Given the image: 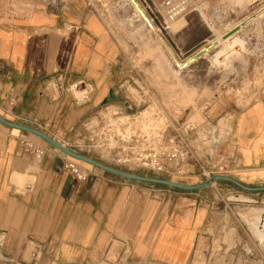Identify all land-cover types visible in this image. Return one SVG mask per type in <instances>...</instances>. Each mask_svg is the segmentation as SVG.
Masks as SVG:
<instances>
[{"label": "crops", "instance_id": "1", "mask_svg": "<svg viewBox=\"0 0 264 264\" xmlns=\"http://www.w3.org/2000/svg\"><path fill=\"white\" fill-rule=\"evenodd\" d=\"M8 1L0 0V115L73 148L71 135L84 129L90 109L66 125L63 89L53 98L43 85L54 79L100 88L116 76L101 22L81 0H18L31 6L23 14L5 11ZM71 87L77 101L87 97L89 87ZM231 127L227 155L238 166L237 180L264 185V93L240 109ZM29 134L0 123V264L24 262L27 247L45 264H101L108 254L115 264H183L192 257L202 218L195 199L169 207L144 183L100 169L77 182L53 146L37 139L47 151L40 158L28 153L22 139ZM241 192L264 209V191Z\"/></svg>", "mask_w": 264, "mask_h": 264}, {"label": "rangeland", "instance_id": "2", "mask_svg": "<svg viewBox=\"0 0 264 264\" xmlns=\"http://www.w3.org/2000/svg\"><path fill=\"white\" fill-rule=\"evenodd\" d=\"M81 1L88 14L101 22L103 35L107 37L105 50L112 49L116 59L112 68L116 76L102 83L100 88L84 81L63 84L54 79L43 85V90L53 98L59 95L58 86L63 89L62 97L67 98L64 105L68 103L69 106L64 108L65 116L70 118L66 125L84 109H90L84 129L71 135V142L75 145L71 149L78 152L82 149L120 169L156 175L146 168L117 164L109 153L89 140L87 130L97 127L103 120H109L119 124L120 128L126 127L127 133L153 135L164 129L169 133L182 122H193L199 133L209 130L207 138L216 141L212 143V158L201 157L205 170H216L223 164L228 171L226 174L237 179L238 166L227 155V152H232V147L228 145L231 122L241 108L264 93V0H210L199 7L200 11L197 8L187 13L179 17L175 25L170 28L168 25L166 31L158 32L177 59L184 61L216 37L237 27V41L227 42L233 43L232 49L237 42L243 43L242 52L235 53L241 59L225 71H218L209 65L205 54L178 70L154 32L139 14V17L136 16L130 1ZM5 4L9 6L5 11L14 14H23L31 7L23 6L18 0ZM220 50L225 53L222 48ZM73 84L89 87L85 99H75L71 90ZM109 88L119 92L126 103L119 99L105 104L99 102L102 94L108 95ZM70 106L76 108L71 109ZM80 122L72 125L76 127ZM29 137L33 141L39 139L32 134ZM186 164L189 167L193 165L192 172L165 178L191 184L211 176L200 175L192 162ZM83 166L99 171L87 164ZM144 184L150 188L152 197L163 200L169 207L179 208L195 199L197 208H202L195 250L183 264H264V236H256L251 225L255 212L263 215L260 221L264 222V209L254 202L243 201L240 189L222 181L191 191ZM29 249L27 247L23 256L26 264H34V261L37 264L46 263L40 253L33 260ZM106 258L101 264H115L109 261L113 259L111 254ZM48 264H54V260Z\"/></svg>", "mask_w": 264, "mask_h": 264}, {"label": "built area", "instance_id": "3", "mask_svg": "<svg viewBox=\"0 0 264 264\" xmlns=\"http://www.w3.org/2000/svg\"><path fill=\"white\" fill-rule=\"evenodd\" d=\"M136 1L139 2L147 15L148 20L143 19L147 27L153 25L158 32L162 33L166 31L171 22L187 13L196 11L203 3L210 0ZM222 45L223 43L217 48H211L205 54L208 56L209 65L213 64L214 55L217 65H226L228 55L220 50L219 47ZM242 47L243 45L237 42L233 52L239 53ZM125 130L124 126L120 128L119 124L103 120L97 127L87 130V135H90L89 140L94 141L97 148L109 153L117 164L146 168L156 173V176L186 175L188 172H192L191 168H193V165L186 166L188 162L194 163L195 169L202 176L208 177L210 174L224 173L227 175L228 171L224 169L223 164L216 170H205L201 163V157L212 158V143L216 141L207 138L209 130L199 133L197 125L193 122H182L177 127H173L169 133L167 132L168 134L165 129L153 135H147L144 132L127 133ZM84 138L86 137L84 136ZM22 143L24 149L37 158L43 156L47 151L46 146L26 137L22 139ZM63 169L77 182H86L94 175L92 167H84L81 161L67 155H64ZM31 256L35 260V254L32 253ZM33 263L36 264V261ZM20 264H26V262Z\"/></svg>", "mask_w": 264, "mask_h": 264}, {"label": "water", "instance_id": "4", "mask_svg": "<svg viewBox=\"0 0 264 264\" xmlns=\"http://www.w3.org/2000/svg\"><path fill=\"white\" fill-rule=\"evenodd\" d=\"M132 2L137 7L136 2L134 0H132ZM211 48H212L211 46L208 47L209 50ZM117 99L126 103L124 97L119 92L115 91L114 89H110L108 92V95L102 100V104L113 102ZM0 123L8 127L16 128V129L31 133L35 135L37 138H39L40 140H42L43 142L53 146L54 148L59 150L64 155H67L71 158L77 159L82 162L89 163L93 167H96L111 175L119 176L121 178L134 180L138 182L149 183V184L164 185V186H168V187H172V188L184 190V191H191V190H195L199 188H204L216 181L230 183L231 185L237 187L238 189L244 190V191H264V185H245L239 180H237L236 178L230 175H224V174H213L209 178L203 181L191 183V184H184V183L177 182V181H174L169 178L162 177V176L139 174L136 172H131L128 170H124V169L111 166L95 158H92L86 154H83L81 152L68 148L64 146L62 143H60L59 141L55 140L53 137L49 136L45 132L35 127H31V126L16 123L14 121H10L1 115H0Z\"/></svg>", "mask_w": 264, "mask_h": 264}, {"label": "bare ground", "instance_id": "5", "mask_svg": "<svg viewBox=\"0 0 264 264\" xmlns=\"http://www.w3.org/2000/svg\"><path fill=\"white\" fill-rule=\"evenodd\" d=\"M136 2V5L137 7L134 5V3L132 1H130V3L134 6V8L136 9L137 13L140 15V17L142 19H147V15L145 14L143 8L141 7V5L139 4L138 1L134 0ZM201 8H199V11H200ZM143 16H142V15ZM182 17V16H181ZM180 17V18H181ZM178 20H174L173 22H171L169 24V28L173 25H175L178 21ZM144 21V20H143ZM145 22V21H144ZM146 24V23H145ZM151 31L154 32L155 36L157 37V39L159 40V42L161 43V45L164 47V49L166 50L169 58L171 59V61L177 66L178 70L180 68H182L183 66L195 61L199 58H201L204 54H206L209 49L208 47H218V45H220L221 43H224L220 48H222V50L225 51V53L228 55L227 57V61L229 60V63H226V65L224 66H219L217 65L216 63V60H215V55L213 56L212 58V62L213 64H211V66L215 69H217L218 71H225L226 69L230 68V67H233L241 58L238 57L239 55L238 54H235V52H233V49H232V44L235 43L238 39V28L235 27V28H232L230 30V32H228L227 34H224L223 36H218L216 37V39L214 41H212L210 44L208 45H205L203 47H201L200 49H198L195 53H193L192 55H190L188 58H186L184 61H179L177 59V57L173 54V52L170 50V48L167 46V44L165 43V41L163 40V38L161 36H159L158 34V31L155 29V27L153 25H151V27H148ZM237 30V31H236ZM228 40H226V39ZM230 42L232 41L233 43L229 44V41ZM226 41V43H225ZM243 44V43H241ZM242 52V51H241ZM248 49L246 51V54H248ZM245 54V55H246ZM202 55V56H201ZM238 55V56H237ZM201 56V57H200ZM33 135V134H32ZM35 136V135H34ZM81 163L83 165H90L89 163H86V162H82ZM91 166V165H90ZM263 215H259L257 212L253 213L252 215V218H253V221L251 223L252 225V228H253V232L255 233L256 236H258L259 238H262L264 236V222H261V218L263 219L262 217Z\"/></svg>", "mask_w": 264, "mask_h": 264}]
</instances>
